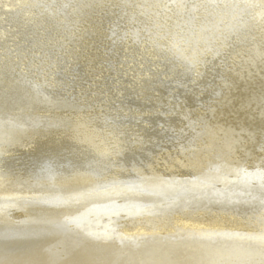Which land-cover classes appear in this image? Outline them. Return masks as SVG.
Listing matches in <instances>:
<instances>
[{
    "label": "rangeland",
    "instance_id": "1",
    "mask_svg": "<svg viewBox=\"0 0 264 264\" xmlns=\"http://www.w3.org/2000/svg\"><path fill=\"white\" fill-rule=\"evenodd\" d=\"M6 1L0 0V9L8 8ZM26 1L18 7V10L25 15V17L21 16L22 19L20 21L29 25L31 32L28 28L23 31H13L10 36L11 43L8 46L9 48H6V54H11L14 57V61L18 55L21 57L19 58L20 60L15 61V66L13 64L9 65L10 69H12L9 74L10 81L16 75L22 74L27 79L25 81H31L46 92L56 94L60 106L55 107L53 113H49V111L43 112L39 113L38 116L35 115L36 118H30L33 112L30 113L28 104H22L18 110L15 107L11 109L9 117L3 119V123L7 125L3 128L0 127V162L4 161V164L9 163V165L14 166V171H11L10 167L9 169H4L7 173L11 172L6 174L9 176L8 178L20 181L21 177L24 179L25 176L28 180L25 182L21 180V183L25 185H22L25 188L22 192L18 190L21 186L14 189H11V187H0V192L2 191L0 193V204L4 202L18 207L22 205L30 210L33 205L31 216L33 218L40 216L38 218L40 220L47 206L49 207L50 205L43 196L47 195L49 197L51 193L56 194V189L52 190L51 187L55 186L59 190L62 188L63 190L77 188L83 191L86 187H95L93 183L96 181L104 184L112 178L113 182H109L101 189L82 192L79 194L80 198L86 195L102 194L103 191L105 193L113 187L116 188L121 185L130 187L121 186V192L125 194H121L123 197L128 196V199H133L134 192H138L139 195L145 194L148 197L149 193L147 191L144 193V191L139 189L143 178L141 171L149 167L146 173L147 178L154 180L157 177L154 172H167L170 164L173 163L170 161L171 163L169 164L168 157H181L185 152H187V158L193 154L195 155L198 150V145L196 144L202 136V124L212 121L209 120L212 117L218 114L222 115L218 118V121L212 122L215 125L221 124L220 122L223 120L230 122L229 120L233 118V120L237 118L264 120V109H262V112L260 111L261 108H264V76L260 80L261 83L255 87L256 94L249 95L247 93L250 92L251 85H249L248 73L241 71L234 75L235 72L231 69L234 64L233 58L240 53L239 50L241 48H243L242 51L245 50L246 52L248 48L254 46L253 44L255 46L257 44L260 45L264 41V37L260 35L259 38L258 35L260 31L259 24L264 20V0H255V2L254 0H249L248 3L239 0V3L223 10L220 9V11L218 9L213 14L205 16L185 13L183 16L176 17L177 22L171 21V24L167 23V20L163 19V21L158 22L156 19L157 13L165 11L161 2L160 4L154 3V6L150 5L146 9L143 6L145 1L137 3V0H93L91 3L95 7L99 3L104 5L102 9H89L90 12L93 11L92 14L87 16L88 13H86L83 16L88 27L79 23L74 24L71 21L73 15L82 12L81 9L75 7L76 1L73 3L70 0H56L51 9H48L50 0H35L34 3L32 0ZM78 1L83 2V0ZM17 2L21 3L20 0ZM194 2H197V0ZM192 3L188 6L192 5ZM197 4H199L198 6L201 5L202 8L210 9L211 6L210 3H204L203 1H199ZM80 5L82 4L80 3ZM58 6H60L59 9H56ZM198 6L197 8L202 12ZM12 8H16L15 4L12 5ZM63 9L64 11L66 10L67 17L66 14H61L63 17L56 18L53 14L44 12L47 10L54 13V10H60L63 13ZM34 11L40 18L35 16ZM154 13L155 18H153ZM169 17L173 18L175 16L169 15ZM33 18L36 20L34 21ZM37 21L40 23L38 24ZM68 27L71 28V31ZM85 28L89 32L87 39L84 38L83 29ZM194 48L196 49L194 50ZM245 52L240 53L239 57H242L241 59L245 58ZM15 67H19V69H14ZM187 76L189 77L188 80ZM1 82L4 86V82L7 81L0 79V85ZM166 82H168V88L165 86ZM7 83L11 84L14 82L8 81ZM20 87L18 85L17 87L9 85L8 90L6 89L5 91L4 89L3 91L11 92L12 95L20 92L23 95L25 89L27 90L28 88ZM257 94L260 95V98H257ZM244 97L251 102L249 106H247L249 102L247 104L245 102L242 103L244 101L242 98ZM127 100L128 102L131 101L132 104H129ZM75 108L79 110V114L74 110ZM228 115L231 116L228 117ZM213 121H215V118ZM75 124H78L79 128L91 131L90 134L87 133L88 136H84V139H75L72 133L66 132L64 127L65 125H70L71 127ZM39 128L41 129L37 131L36 129ZM44 129L45 131H43ZM9 153H11L10 156L12 157L9 159L4 158ZM22 153H24L23 156ZM232 154H235V152L229 153L230 159ZM182 157L183 159L185 158L184 156ZM248 159L247 157L246 160ZM74 168H79L86 172V174H82L85 175L84 183L82 182V185L78 184L79 186L76 185V187L75 185L71 187H69L70 185L65 186L63 179L65 177L70 178L72 174L69 172L70 176H68L64 172L74 170ZM211 169L215 170L216 168L212 167ZM251 170L253 174L257 173L252 168ZM184 171L180 170V173L191 177L196 175L193 170L187 169ZM130 172L132 175L129 174ZM230 175H233V173ZM120 176L123 179L125 178L124 181L126 182L123 184L117 183L118 178H121ZM262 180V184L255 185V182H259L255 176L252 183L249 180L245 182H250L251 184H249L257 189H260L259 187L264 189V177ZM210 181L204 180L203 182ZM214 184H218V181L214 180ZM4 188L6 189L4 190ZM46 188H51V190H45ZM123 188L129 189V191ZM256 188H251L247 191L240 190L239 194L238 192L233 193L229 200L224 193L221 197L218 195L220 197V199L218 198L219 200L211 201L217 205L216 207H219L220 204L219 209L214 208L215 206L212 205V208L207 209V214L205 212L204 214L209 216L211 214L217 217L224 215L225 217L230 216L232 213L231 216H243L241 219L247 220L251 224L246 229H239L238 232L241 233H237V235L230 234V237L220 234L213 226L214 228L209 230V233H212L210 235H213L210 242H215V240L216 242L222 241L223 237L231 239L232 236V241L238 237H245L243 241L246 242L253 240L257 242L260 237V240L262 238L264 240V213L255 210L256 206L264 207V199L256 197L254 193H251V196L249 193L251 191L256 192ZM185 191L188 194L192 193L190 189ZM15 195H17L16 198ZM180 195L182 196L181 192L176 197L169 198V202L167 201L168 203L166 204L169 205L171 204L170 202L177 200L175 202L177 206L186 207V203L180 204L177 198ZM261 195L264 194L262 193ZM74 197L71 201L79 199L78 195ZM71 201H68L67 204L69 205ZM53 202L56 203V200L51 203ZM146 204L151 205V202ZM131 206L137 207V205ZM244 206L246 207L244 208ZM187 208L194 215L195 213H200L199 211L204 207L199 206L194 200L191 205H187ZM236 210L239 212L243 210V212L238 213ZM234 211L237 213H233ZM163 215L170 218V216L175 217L176 213L175 215L167 213ZM253 217L254 219H252ZM31 220V217L20 222L0 220V243H2L0 247L3 249H10L11 247V249L16 250L20 247V249L25 250L38 243L41 244L44 241L42 239H47L54 234V232L41 234L42 228L38 230V227L46 225L34 224L31 227L33 225L29 223ZM58 222L61 223V219ZM58 222L57 224L59 225ZM9 223L11 224L9 225ZM73 224L65 223L59 226H61L63 231H68L70 229L69 226L71 227ZM2 225L4 226L2 227ZM7 225L8 227H6ZM111 227L113 228V226ZM222 227L226 228V226ZM12 231H17L19 234L16 232L11 235ZM228 232L232 233L233 231ZM165 233L161 231L158 236L163 239L174 240V242L181 240L183 236L175 238L167 236ZM22 234H25V238ZM5 235H8V238ZM198 235L202 236L201 234ZM211 236L205 237L210 238ZM220 236L223 237L221 238ZM218 237L220 238L218 239ZM5 240H7L6 243L8 242L7 245L6 243L4 244ZM37 241L39 242L35 244ZM165 241L167 240H164V243H166ZM235 241L238 242L236 239ZM80 243L87 244L88 242L84 238L82 240L77 237L75 240H69L49 248L46 254L54 256L59 251L64 252L69 249L70 251H76V249L81 248ZM90 244V246L94 245ZM204 249L208 250L204 254L210 259L209 261L205 258L206 260L204 261L207 264H211L212 259L216 260L219 257L218 253L223 256L222 253L218 252L216 244ZM5 262L6 264L10 263V261Z\"/></svg>",
    "mask_w": 264,
    "mask_h": 264
},
{
    "label": "bare ground",
    "instance_id": "2",
    "mask_svg": "<svg viewBox=\"0 0 264 264\" xmlns=\"http://www.w3.org/2000/svg\"><path fill=\"white\" fill-rule=\"evenodd\" d=\"M5 1L6 0H4V2ZM17 1H19V0H7L6 4H8V8L0 9V77H1L0 79L6 80L7 82L8 81L14 82L11 84L4 82L5 83L4 86L2 85L3 83L1 82V85H0V127H2V128L7 125L6 123H3V119H6L9 117L8 115L11 114V112H9V111L11 109H14V107L18 110L22 104L23 105L28 104L30 113L33 112V114L30 115V118H31V117H35V115L38 116L39 113H43V112L49 111V113H53V111H54L53 109H55V107H57V106H60V104H58L59 99H58L56 94L46 92L40 86H38L37 84H35L31 81H25L27 79L25 77H23L22 74L16 75L15 78L12 79L13 81L12 80L10 81V75L9 74H10V72H12V69H10L9 65L13 64L15 66L16 65L15 61L20 60L19 58H21L18 55L14 61V59H13L14 57L11 54L10 55L6 54V48L11 43L10 36H11L13 31H23V30H26L29 28L28 27L29 25L24 24L23 21H20L22 19L21 16L25 17V15L20 10H18V7L21 6L22 4H24V2L26 0H20L21 3L17 2ZM55 1L56 0H50V5L48 6L49 8L48 7L47 8L51 9V6H53V3L55 4ZM75 1H76V6L75 5L74 6L77 7V9H81L82 12L78 11L81 14L79 13L77 15H73V18L71 21L74 24L79 23V24H83L86 27H88L87 26L88 24H85V21H84L85 17L83 19V16H85L86 13H88L87 16L92 14L93 11L90 12L89 9H93V10L102 9V6L104 5V4L99 3L98 6L95 7L91 3V1H93V0H83V2L78 1V0H70V2H73V3ZM144 1H145V4H143V6L146 9L150 5L154 6V3L160 4V2H161V4L163 5V9H165V11L163 10L162 11L163 13H157L156 19L158 20V22H161L164 19V20H167V23L171 24L174 21L177 22L176 17L183 16V14H185V13H189V14L194 13V14H199L201 16L211 15L215 11H217L218 9H219V11H220V9L221 10L226 9V8L236 4V3H239L241 0L240 1L239 0H197V2L203 1L204 3H206V2L210 3L211 4L210 9L205 8V7L202 8L201 5L198 6L199 4H197V2H194L196 0H169V1H167V0H153L154 2L152 0H141V1L137 0L136 2L137 3L138 2L143 3ZM243 1L245 3L249 2V0H243ZM32 2L34 3L35 0H32ZM254 2H255V0H254ZM61 3H63V2L61 1ZM68 3H66V4H68ZM80 3L82 5H80ZM190 3H192V5L188 6ZM14 4H15L16 8H12V5H14ZM36 4H38V3H36ZM78 4H79V6H78ZM69 6H70V4H69ZM165 6L167 8H170V9H167ZM197 6L201 9L202 12H200V10L197 8ZM243 6H244V4H243ZM59 7L60 6H58V8H56V9H59ZM45 9H46V7H45ZM60 9H62V8H60ZM34 10H36V9H34ZM65 11L63 9V13L60 10H56V11L54 10V13H51L47 10H45L44 12L47 14H53V16L56 18H61L60 16H62L63 14L64 15L66 14ZM34 13H35V11H34ZM40 15H42V14H40ZM169 15H174L175 17H173V18L169 17L168 18ZM254 15H256V14H254ZM35 16L40 18V16H38V14H36V13H35ZM66 17H67V14H66ZM94 17H95V15H94ZM34 18H33V20L35 21L36 19H34ZM153 18H155V13L153 14ZM66 19H68V18H66ZM37 23H38V21H37ZM62 23H66V22H62ZM42 24H44V23H42ZM63 26H64V24H63ZM259 26H258L260 28V31L258 32L259 38H260V35H261V37L262 36L264 37V20H262L260 22ZM35 27H39V26H35ZM71 27H72V25H71ZM94 27H92V28H94ZM69 28L70 27H68V29ZM29 30H30V28H29ZM69 30L71 31V28ZM87 31H88V29H86V28L83 29L84 36H85L84 38H86V39L89 37V32H87ZM30 32H31V30H30ZM40 37H42V36H40ZM70 38H72V37H70ZM166 41H167V39H166ZM65 42H66V40H65ZM76 45H77V43H76ZM253 45L254 46L251 48H248L246 50V52H245V50L242 51L243 48H241L239 51H240V53L245 52V54H244L245 58L241 59L242 57L241 58L239 57L240 53L238 55H235V57L233 56L234 57L233 58L234 64L231 66L232 71L235 72L234 75H237L241 71H245L246 73H248V78H249V82H250L249 85H251L250 92L247 93L249 95H251V94L255 95L256 94L255 87H256V85H259L261 83L260 80H261L262 76H264V41L260 45L257 44L258 46L257 45L255 46V44H253ZM195 49L196 48H194V50ZM44 56H46V55H44ZM169 56H171V55H169ZM158 59H159V57H158ZM14 69H19V67H15ZM235 69H236L237 73H236ZM53 82H55V81H53ZM15 83L18 86L28 88L27 90L25 89L23 95H21L20 92L12 95L11 92L7 93V92L3 91L4 89L6 91V89L9 87V85L17 87V85ZM230 98H231V96H230ZM257 98H260L259 94H257ZM242 100H244V101H242V103L245 102L247 104V102H249L248 98H245V97L242 98ZM127 102H128V100H127ZM128 103L132 104L131 101ZM250 103L251 102H249L247 104V106H249ZM50 108H51V110H50ZM262 109H264V108L260 109L261 112H262ZM56 110H57V108H56ZM74 110L77 112V114H79V112H78L79 110L77 108H75ZM12 114H13V112H12ZM231 115H228V117ZM220 116H222V115L218 114L217 116L212 117V119H209L212 121H210V122L208 121V123L202 124V128H201L202 136L199 140L197 139L198 142L196 145H198V150L195 152V155L193 154L187 158L186 157L187 152H185L182 155L185 157L184 159L182 156L181 157L175 156L173 158L168 157L169 164L171 162H173V163L170 164L167 172H161V171H160V173L154 172V175H157L156 179H154V180H150V178H147L146 173L148 172L149 167L146 168V170L141 171L143 178H142V181L140 182L141 187H139V189H140V191H144V193H145V191H147L149 193L148 197L145 194H144L145 196L139 195L138 192L133 193L134 194L133 199H131V198L128 199V196L123 197V196H121V194H123L121 192V186H122L121 185V186L116 187V188H114V187L112 189L109 188L110 191L108 190V192H105V193L103 191L102 194H97V195L93 194V196L92 195H86L85 196V194H84L85 197L80 198L79 194H81L82 192H90L92 190L95 191V190L101 189L102 187H105L107 184H109V182L111 183V181L113 179L112 178V179H110V181L105 182L104 184H100L99 182H97L95 180L96 182L93 183V185H95V187H93V186L86 187V189L83 191L78 190L77 188H76L77 190L75 188H73L71 190L70 189L69 190H66V189L63 190V188H62L61 190H59L55 186L51 187L52 190L56 189V191H55L56 194L51 193V195L49 197H47V195L43 196V198L46 199L48 201V203H50V205H49V207L47 206L46 211L42 215L40 220L38 219L40 216L38 218H33L31 216V213H32L31 210H32V208H34L33 205L32 206L30 205L32 207L30 210L26 206H22V205H21V207H18L15 205L6 204L4 202H3L4 204L3 203L0 204V220L7 221V222H20L23 220H27L31 217L32 220L29 222V223L33 224L31 227H33L34 224L46 225L44 227L43 226L41 227V225H40V227H38V230H39V228H42V230L44 228L43 231L41 230V232H42L41 234L46 233V232L47 233L54 232V234L49 236L51 238L48 237L47 239L46 238L42 239V240H44V241L41 240L43 243L41 242V244H39L38 243L40 241L39 240V241L35 242V244L36 243H38V244L34 245V243H33L34 246H31L32 248L30 247V248H27L25 250L20 249V247H18L17 250L11 249V247H10V249H3L2 247H0L1 248L0 249V257L2 256L0 258V264H6L5 261H10L9 264H207V262H205L204 260L208 259L210 261V259L206 256V254H204V252L208 251L204 248L214 246L215 244L217 245L218 252L222 253L223 256H221L218 253L219 257L216 259L217 261L215 259H212L211 264H264V240H263V238H262V240H260L261 237L259 240H257V242H254L255 240H253V241H247L248 242L247 243L246 241H243V239L245 237H243V238L238 237L239 239L234 238L232 241L231 239L233 238V236L231 239H226L223 236H222L223 237L222 238L220 236L222 238V241L216 242V240H215V242L214 241L210 242V239H212L213 235L212 236L210 235L212 233H209V230H211L214 227H215L216 231L218 230V232L220 234H223L226 237H230V234H236L237 235V233H241V232H238L239 229H246L251 224L249 221H247V220L245 221V220L241 219L243 216L236 215L238 218L231 216L232 213L230 216H225V217H224V215H219L218 217L212 216L211 214H210V216L206 215L207 214L206 211L210 207L212 208L213 206H215L214 208H218V209L220 207V204H219V207H216L217 205H215L214 202L212 203L211 201L219 200L221 195L223 196L224 193L226 194V196L229 200L230 196H233V193L238 192V194H239L240 190L241 191H243V190L247 191L251 188H256V187H253L252 185H250L253 182V177L256 176V180L257 179L259 180V182L257 181L258 183L255 182V185L262 184L263 183L262 178L264 177V122H263L264 120H258V119L244 120V119H238V118L233 120L234 118L232 116L233 119L229 120L230 122L223 120L220 122L221 124H217V125L212 124V122L214 123V122H216V120L218 121V118H220ZM214 118H215V121H213ZM74 123H76V122H74ZM226 123H228V124H226ZM147 126H148V124H147ZM64 127H65L66 132L72 133V136L78 140L80 138L84 139L85 138L84 136H88L87 133L90 134V132H91V131L86 130L84 128H79L80 126L78 124H75L71 127H70V125H65ZM235 128H236V130H235ZM40 129L41 128L36 129V130L39 131ZM43 131H45V129ZM144 132H145V129H144ZM127 134H128V132H127ZM103 136H104V134H103ZM47 146L50 147L49 145H47ZM140 147H141V145H140ZM230 152H233V153L235 152V154H232V157H231L232 160L230 159V155H229ZM10 154L11 153H9V155L7 154V156L4 158H7V159L11 158L12 156H10ZM23 155H24V153H22V156ZM25 156H24V158H25ZM227 156H228V158H227ZM17 157H18V155H17ZM247 157L249 158L248 160H246ZM9 167H10L11 171L12 170L14 171V168H13L14 166L9 165V163L4 164V161L0 162V171H2V172H0V187H11V189H14V188L21 186V188L18 190L21 192L24 191L25 188H23L22 185L23 186H25V185L23 183H21V180H23V182H25L28 179H26L25 176H24V179L21 177L20 181L12 180V178H8L9 176H7L6 174L11 173V172L7 173L4 169H6V168L9 169ZM212 167L216 168V169L213 170V169H211ZM142 168H144V167L142 166ZM251 168L257 173L253 174V171L251 170ZM187 169L193 170V173L195 171L196 175H194L195 174L194 173L193 174L194 176L191 177V176H186V175H183L180 173V170L186 171ZM72 171H74V172H72ZM69 172H71V174H72L71 177L70 178L65 177L63 179L65 186L70 185L69 187H71L72 185H75V187H76V185H78V184L82 185L81 183L82 182L84 183L85 175H82V174L83 173L86 174L85 171H83L82 169H79V168H74V170L65 171L64 173L68 174ZM143 172H145V173H143ZM64 173H62V174H64ZM231 173H233V175H230ZM129 174H131V172ZM68 176H70V175L68 174ZM134 176H135V174H134ZM136 177H137V174H136ZM93 179H94V177H93ZM124 179L122 177L118 178L117 183L123 184L124 182H126V181H124ZM204 180H206V181L211 180V181L210 182H203ZM214 180L218 181V184H214ZM247 180H249L251 183L250 182H249L250 184L246 183L245 181H247ZM137 182H139V181H137ZM211 182H213V183L211 184ZM49 184H51V183H49ZM52 184L55 185L54 183H52ZM37 185H40V184H37ZM122 187L130 188L129 186H126V185L125 186L123 185ZM51 188H46L45 190H51ZM259 188L260 189L256 188V192L251 191L249 193L250 194L254 193L256 195V197L264 199V195H261L262 193L264 194V189L262 187H259ZM5 189L6 188H4V190ZM114 189H116V190H114ZM123 189H126V188H123ZM187 189L192 190V193L188 194L185 191ZM18 190H16V191H18ZM126 190L129 191V189H126ZM130 191L133 192L132 190H130ZM124 192H125V190H124ZM179 192L182 193V196L180 195L177 198L180 201L181 205L186 203L185 204L186 207H183V206L180 207L179 205L177 206L175 204V202H177V200L172 201L173 203L170 202L171 204H169V205L166 204L169 202V200H168L169 198L171 199V197H173V196L176 197ZM77 195H78L79 199L71 201L72 199L75 198L74 196H77ZM123 195H125V194H123ZM218 195H220V197ZM4 196H8V195H4ZM33 196H35V195H33ZM251 196H252V194H251ZM16 197H17V195H15V198ZM31 199H32V197H31ZM241 199H242V197H241ZM53 200H56V203L55 202L51 203ZM194 200H196V203L199 206L204 207V208H201V210H204V211L200 210L199 211L200 213L194 212L195 214L193 215L188 210L187 205H189V204L191 205V202H193ZM68 201H71L69 203V205L67 204ZM149 202H151V205L146 204ZM152 203H155V204H152ZM30 204H32V203H30ZM51 204H53V205H51ZM64 204H66V205H64ZM142 204H145L146 206H138V205H142ZM243 204L245 205L246 203H243ZM130 205H137V207L136 206L130 207ZM127 206H129V207L126 208ZM245 207L246 206H244V208ZM183 208H185V209H183ZM227 208L229 209V207H227ZM197 210H199V209H197ZM243 210H241L240 212L238 210H236V211L238 213H242ZM251 210H253V209H251ZM251 210H249V211H251ZM255 210H257L258 212L264 213V207L262 208L261 206H258V207L256 206ZM38 211H39V209H38ZM244 211H246V210H244ZM204 212L206 214H204ZM237 212L234 211L233 213H237ZM166 213L171 214V215L172 214L175 215V213H176L175 217H177V218L172 217V216H170V218H168L169 216L165 217L166 215L164 216L163 214H166ZM225 213H226V211H225ZM34 217H36V216H34ZM59 219H61V223L58 222ZM252 219H254V217ZM57 222L59 223V225H62L65 223H74V224L71 227L69 226L70 229L68 231L67 230L63 231L61 226H59L57 224ZM10 224L11 223H9V225ZM4 225H2V227ZM110 225L113 226V228ZM0 226H1V223H0ZM54 226H57L59 230L58 229L56 230L57 227H54ZM222 226H226V228L222 227ZM6 227H8V225ZM28 227H26V228H28ZM24 228H25V226H24ZM4 229H5V227H4ZM30 231H32V230L30 229ZM161 231L166 232L165 234H167V236H172L175 238L180 237L182 235L183 236H182L181 240H177L174 242V240L163 239L162 237L158 236L159 235L158 233ZM228 231H233V232L229 233ZM16 232L17 231H12L11 235H13ZM248 232H249V230H248ZM17 233L19 234V232H17ZM198 234H201L202 236H200ZM30 235H32V234H30ZM205 236H211V237L209 238V237H205ZM13 237H15V236H13ZM77 237L82 239V240L84 238V240H86V242H88V243L87 244H81V243H83V242H81L80 243L81 248L76 249V251H70V249L66 250L64 252L59 251V253H57V255H54V256L46 254V252L49 248H52L56 245H60V244L67 242L69 240H75V238H77ZM220 237H218V239ZM24 238H25V236H24ZM37 238H38V234H37ZM3 239H2V241H3ZM235 239L238 240V242H236ZM19 240H21V239H19ZM164 240H167V241H165L166 243H164ZM6 241L7 240H5L4 244L6 243ZM23 241H25V239H23ZM227 241H229V242H227ZM7 243H6V245H7ZM15 243H16V241H15ZM90 243H92L94 245L90 246L91 245ZM221 243H225V244H221ZM1 244L2 243H0V245ZM16 244H14V245H16ZM31 244H29V245H31ZM261 245H263V246H261ZM4 256H7V257H4Z\"/></svg>",
    "mask_w": 264,
    "mask_h": 264
},
{
    "label": "water",
    "instance_id": "3",
    "mask_svg": "<svg viewBox=\"0 0 264 264\" xmlns=\"http://www.w3.org/2000/svg\"><path fill=\"white\" fill-rule=\"evenodd\" d=\"M187 75H188V74H187ZM188 76H190V75H188ZM188 76H187V80H188V78H189ZM165 86H166V88H168V82L165 83Z\"/></svg>",
    "mask_w": 264,
    "mask_h": 264
}]
</instances>
